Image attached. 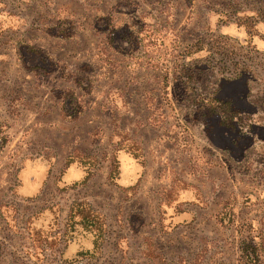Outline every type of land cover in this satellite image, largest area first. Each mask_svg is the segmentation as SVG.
<instances>
[{
	"label": "rangeland",
	"instance_id": "374dc122",
	"mask_svg": "<svg viewBox=\"0 0 264 264\" xmlns=\"http://www.w3.org/2000/svg\"><path fill=\"white\" fill-rule=\"evenodd\" d=\"M66 165L88 181L62 187ZM99 218V251L73 256ZM244 246L264 264V0H0V264Z\"/></svg>",
	"mask_w": 264,
	"mask_h": 264
},
{
	"label": "trees",
	"instance_id": "16d2710c",
	"mask_svg": "<svg viewBox=\"0 0 264 264\" xmlns=\"http://www.w3.org/2000/svg\"><path fill=\"white\" fill-rule=\"evenodd\" d=\"M222 105L224 106L223 113H227L228 111H232L231 110V105H230L229 102H223ZM213 114H215V113H213ZM220 123L221 124H225V122L223 120ZM133 158H135V157H133ZM67 166L68 165H66V167ZM79 167H81V166H79ZM81 168L85 172V175H84V177L82 178L81 181H79L78 183H75L73 185L85 184L88 181L89 177H90V174H89L88 170L85 169L83 166ZM78 204L80 206H84V204H82V203L81 204L78 203ZM70 208L74 209L73 206H71ZM84 219L85 218H83V220ZM101 220L102 219H100V218L98 219V232H95V230L91 227V223L89 221H86L85 225L84 224L81 225V229L83 231V235H84V233H86V235H89L91 237V249H82L81 251H79L77 253V257H80V256L88 254V253L96 252L97 250L99 251L100 243H101V241L103 239L104 227H105L104 224H103V221H101ZM82 223H83V221H82ZM73 234L74 233L69 232L68 236L66 237L67 238L66 240H69V242L73 241V237H72ZM76 234H77V232H76ZM249 248H250V246H244L242 248V254H241V257H240L241 259L240 260L244 261V263L242 261L243 264H250V263L254 262V261H252V259H254L255 257L251 258V256H250L252 254V252H254V250L251 249L252 252H248Z\"/></svg>",
	"mask_w": 264,
	"mask_h": 264
},
{
	"label": "crops",
	"instance_id": "0c3cea01",
	"mask_svg": "<svg viewBox=\"0 0 264 264\" xmlns=\"http://www.w3.org/2000/svg\"><path fill=\"white\" fill-rule=\"evenodd\" d=\"M126 161H127V163H128V165H129V167H130V170L127 172L128 174H127V176H128V180L129 181H133L134 179H135V177L137 176L136 174H137V172H138V164H137V162H136V160H134L133 158H126ZM24 166V164H22V166H21V168ZM46 167H47V174H48V164L47 165H45ZM72 165H68L67 167H65V169L62 171V173L60 174V179H58V180H56L58 183H60L61 182V185H62V187H66V186H69V185H73V184H75V183H78L79 181H81L82 180V178L84 177V175H85V172L83 171V169L81 168V167H79V166H77V165H74V166H76L77 168H79L80 169V172H81V174H80V176L77 178V179H72V180H67V181H65L64 180V176L66 175V171L71 167ZM20 168V169H21ZM18 177V176H17ZM47 178H48V175L46 176V179H45V181H44V183H43V185L41 186V188H39V190H38V192L33 196L34 198L36 197V196H40L42 193H43V188H44V184L47 182ZM18 184H19V181H18ZM64 185V186H63ZM15 190H16V188H15ZM26 198H32V197H26ZM42 216V215H41ZM43 217V216H42ZM72 242V241H71ZM70 242V243H71ZM75 244V243H74ZM71 245V244H70ZM76 245V244H75ZM77 246V245H76ZM83 248H82V246L81 245H79V246H77V250L75 251V253L73 254V256L74 255H76L79 251H81ZM85 249H87V248H85Z\"/></svg>",
	"mask_w": 264,
	"mask_h": 264
}]
</instances>
